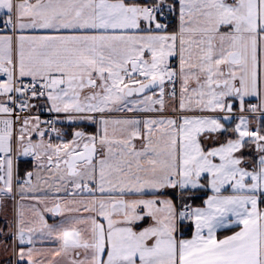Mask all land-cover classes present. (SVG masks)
Listing matches in <instances>:
<instances>
[{"label":"snow or ice","instance_id":"6c2138e0","mask_svg":"<svg viewBox=\"0 0 264 264\" xmlns=\"http://www.w3.org/2000/svg\"><path fill=\"white\" fill-rule=\"evenodd\" d=\"M0 264H264V0H0Z\"/></svg>","mask_w":264,"mask_h":264}]
</instances>
